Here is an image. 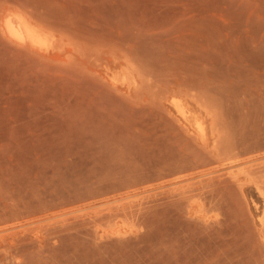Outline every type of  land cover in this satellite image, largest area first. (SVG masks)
Listing matches in <instances>:
<instances>
[{
    "label": "rangeland",
    "instance_id": "rangeland-1",
    "mask_svg": "<svg viewBox=\"0 0 264 264\" xmlns=\"http://www.w3.org/2000/svg\"><path fill=\"white\" fill-rule=\"evenodd\" d=\"M16 11L50 35L0 29V264H264L255 189L207 229L171 203L218 134L264 152V0H0V23Z\"/></svg>",
    "mask_w": 264,
    "mask_h": 264
},
{
    "label": "bare ground",
    "instance_id": "bare-ground-1",
    "mask_svg": "<svg viewBox=\"0 0 264 264\" xmlns=\"http://www.w3.org/2000/svg\"><path fill=\"white\" fill-rule=\"evenodd\" d=\"M0 29L29 50L44 45L50 35L34 17L20 11L6 15L0 23ZM177 104L181 108L179 101ZM193 134L198 142L207 144V131L203 122L197 123ZM207 153L203 163L206 167L189 175L188 179L193 181L172 194L171 203L186 223L198 229L213 227L220 220L210 212L221 206L227 192L235 189L245 193L255 189L263 202L260 223L264 226V152L243 156L232 139L218 134Z\"/></svg>",
    "mask_w": 264,
    "mask_h": 264
}]
</instances>
